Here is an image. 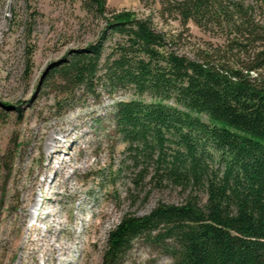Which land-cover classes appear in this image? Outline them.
<instances>
[{
	"label": "trees",
	"instance_id": "trees-1",
	"mask_svg": "<svg viewBox=\"0 0 264 264\" xmlns=\"http://www.w3.org/2000/svg\"><path fill=\"white\" fill-rule=\"evenodd\" d=\"M139 1H157L161 19L191 22L222 43L204 42L188 58L150 18L81 0L102 29L52 70L57 104L71 107L79 92H131L136 99L112 114L131 184L150 178L187 193L180 205L125 214L106 257L116 261L143 237L174 264H264V0Z\"/></svg>",
	"mask_w": 264,
	"mask_h": 264
},
{
	"label": "rangeland",
	"instance_id": "rangeland-1",
	"mask_svg": "<svg viewBox=\"0 0 264 264\" xmlns=\"http://www.w3.org/2000/svg\"><path fill=\"white\" fill-rule=\"evenodd\" d=\"M107 5L150 18L188 58L204 42L222 43L191 22L161 19L157 1ZM101 29L81 0H0V264H174L143 237L116 261L106 257L108 235L125 214L187 198L150 178L131 184L112 114L116 102L136 97L79 92L71 107L57 104L52 70L70 51L94 43Z\"/></svg>",
	"mask_w": 264,
	"mask_h": 264
}]
</instances>
